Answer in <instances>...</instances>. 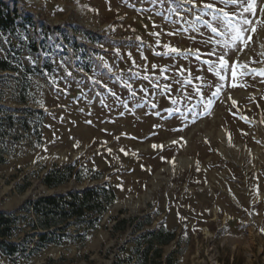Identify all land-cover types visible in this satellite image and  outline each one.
<instances>
[{
    "label": "rangeland",
    "instance_id": "rangeland-1",
    "mask_svg": "<svg viewBox=\"0 0 264 264\" xmlns=\"http://www.w3.org/2000/svg\"><path fill=\"white\" fill-rule=\"evenodd\" d=\"M5 1L66 31L36 53L0 38L2 56L16 64L19 48L23 64L41 70L0 71L1 103L19 121L0 137V209L20 212L30 195L94 184L111 186L116 200L85 240L14 256L0 248V264L135 262L149 231L162 227L175 238L155 244L161 264H264V0L255 17L244 14L257 31L242 52L208 26L225 31L213 20L219 9L242 13L222 0ZM70 164L86 178L41 182Z\"/></svg>",
    "mask_w": 264,
    "mask_h": 264
},
{
    "label": "trees",
    "instance_id": "trees-1",
    "mask_svg": "<svg viewBox=\"0 0 264 264\" xmlns=\"http://www.w3.org/2000/svg\"><path fill=\"white\" fill-rule=\"evenodd\" d=\"M24 30V40L21 39ZM64 23L51 24L44 19L38 18L34 13L26 8H20L15 2L0 0V38L2 34H9L19 39L20 43L26 45L29 52L47 51V41L52 35L65 34ZM68 33V32H67ZM40 37V43H38ZM17 53L16 64L8 57L0 54V71L17 70L24 65L25 73L41 71L37 66L30 67L23 64L20 59L21 50L14 48ZM49 52V51H48ZM51 69V64L46 63ZM90 71V67L86 68ZM2 93L0 92V137L8 134V129L14 127L15 116L1 103ZM20 119L24 128L29 129V124ZM41 133V132H40ZM6 158L0 150V163H4ZM96 176V175H94ZM72 178L82 181L86 178L81 168L75 165H65L60 167L54 165L41 182L50 188L58 187L69 182ZM29 182L25 183L22 190H25ZM116 200V193L107 184H94L83 189L75 188L66 192H54L50 194L30 195L21 204L19 211H4L0 209V248L8 256L16 254H32L48 244H62L67 240H85L90 230L95 229L100 224L103 214L109 206ZM127 219H120L114 228L124 229ZM140 223L137 228H141ZM20 231H24V237H16ZM150 240L147 246L141 249L136 248L137 259L132 262V257L128 259H118L113 264H161L162 252L155 247L156 243L166 244L175 238L174 231L165 227L158 231H149ZM33 247L27 242L28 237H35ZM16 237V238H15ZM167 264H172L171 257Z\"/></svg>",
    "mask_w": 264,
    "mask_h": 264
},
{
    "label": "snow or ice",
    "instance_id": "snow-or-ice-1",
    "mask_svg": "<svg viewBox=\"0 0 264 264\" xmlns=\"http://www.w3.org/2000/svg\"><path fill=\"white\" fill-rule=\"evenodd\" d=\"M225 4H231V5H239L242 7V13H229L225 11L224 9H219V14L213 15V20L217 21L224 29L225 31L221 32L218 27H215L211 24L208 26L211 28V31L213 33H216L221 36L227 37V39L224 40V45L226 48L236 51V52H242L245 47L249 45V42L252 40V36L248 33H255L257 31V28L255 24L253 23V20L249 19L248 16L244 15L245 13L250 14L251 16H256L257 6H256V0H222ZM204 10L207 11L209 9H214V5L212 4H204ZM260 12L264 13V8H260ZM233 17H237L234 19ZM258 23L261 24V26H264V21H258ZM172 52H180V49L177 48H171ZM228 57V52L223 53L219 57L220 61V68H225L229 65V60L226 59ZM241 68L247 67V65L241 64ZM232 77L233 79L237 76V68L235 64L232 66ZM241 74H245L241 72ZM261 75H264V70L260 72ZM219 75V73H217ZM224 77L221 76V79ZM215 95V93H214ZM212 101L209 100V104H211Z\"/></svg>",
    "mask_w": 264,
    "mask_h": 264
}]
</instances>
